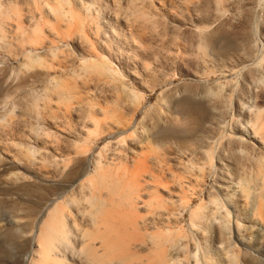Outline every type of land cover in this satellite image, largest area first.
Returning <instances> with one entry per match:
<instances>
[{
  "label": "rangeland",
  "instance_id": "374dc122",
  "mask_svg": "<svg viewBox=\"0 0 264 264\" xmlns=\"http://www.w3.org/2000/svg\"><path fill=\"white\" fill-rule=\"evenodd\" d=\"M263 185L264 0H0V264H264Z\"/></svg>",
  "mask_w": 264,
  "mask_h": 264
},
{
  "label": "bare ground",
  "instance_id": "6f19581e",
  "mask_svg": "<svg viewBox=\"0 0 264 264\" xmlns=\"http://www.w3.org/2000/svg\"><path fill=\"white\" fill-rule=\"evenodd\" d=\"M32 60L35 62H41L42 60L40 59V57L36 56L33 57L31 56ZM88 64L90 65L91 63V67L95 68V69H101L102 72H108V73H113V68L109 65V63H105V62H99L96 63L98 60L93 58V59H89L87 60ZM93 61V63H92ZM130 96H135L136 98L140 97L139 91H133ZM182 111H178V113H180V115H183V120H186L188 118H190L192 109L189 107H182L181 106ZM255 126V125H254ZM165 129V128H164ZM163 129V130H164ZM261 129L260 124L256 125V127H254V134L255 137L257 138V136L259 135V130ZM162 130V131H163ZM183 130V131H182ZM173 131V130H172ZM186 132V129H180L178 132ZM128 131H125L124 133H127ZM246 141V140H245ZM244 142V141H243ZM107 148V147H105ZM64 163H66L64 161ZM107 165V164H106ZM109 165V164H108ZM67 165H65L66 167ZM105 168L102 167L101 163H97V171L101 176H105L106 173L103 172ZM107 175V174H106ZM128 178L129 183L132 182V177L136 178V174L132 173L131 175L126 174ZM106 177V176H105ZM108 177V175H107ZM113 182V181H112ZM88 185L93 187V183L89 180L88 181ZM250 188H247L245 186H243V191H249ZM126 194V191H125ZM254 197V217L258 220V224L261 225L262 229L264 230V210H263V204H264V185L263 187L259 190V192L254 193L253 194ZM106 203H99L96 206V211L97 212H101L103 209H105ZM201 210L203 212H205L204 207L201 208ZM69 214L63 210L60 209L59 207H57L56 209H54L53 212L50 213L49 216V222L46 224V228H49L51 231V237L46 240V228H42L38 234L35 237L36 240V253L34 254V256L31 258V264H51V260L53 261L52 264H54L57 259V252L60 251L61 249H70L72 248L73 245V231L72 228L69 225V220H67ZM229 216H230V212L227 211V216H225L223 219L220 220L219 222V228L221 230H231V221L229 220ZM205 217V216H204ZM217 218H210V220H208L207 218H205V221H208V223H210V228L214 229V225L217 222L216 221ZM193 227H196V224H192ZM236 245H238V243H236ZM59 259V258H58ZM67 260V259H66ZM65 260V261H66ZM50 261V262H49ZM58 261V260H57ZM60 262V261H58ZM56 262V263H58ZM55 263V264H56ZM58 264H62V263H58Z\"/></svg>",
  "mask_w": 264,
  "mask_h": 264
}]
</instances>
